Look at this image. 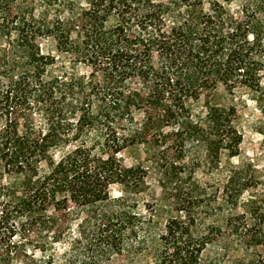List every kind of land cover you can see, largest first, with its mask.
Here are the masks:
<instances>
[{
  "label": "trees",
  "instance_id": "1",
  "mask_svg": "<svg viewBox=\"0 0 264 264\" xmlns=\"http://www.w3.org/2000/svg\"><path fill=\"white\" fill-rule=\"evenodd\" d=\"M64 59L89 71L47 78ZM263 70L264 0H0V264H264V202L238 173L203 231L137 206L151 168L181 185L234 156Z\"/></svg>",
  "mask_w": 264,
  "mask_h": 264
},
{
  "label": "rangeland",
  "instance_id": "2",
  "mask_svg": "<svg viewBox=\"0 0 264 264\" xmlns=\"http://www.w3.org/2000/svg\"><path fill=\"white\" fill-rule=\"evenodd\" d=\"M42 49L45 53L57 55L52 40L43 41ZM74 68L80 73L89 71L84 65L73 66L69 59H64L61 64L54 65L48 70L47 78L57 76L61 71L71 72ZM260 80L261 84H264V70ZM237 105L236 126L240 132L241 141L234 156L230 157L227 152H223L219 171L208 172L205 169H196L192 179L189 178V174L181 176L185 180V183L181 185L177 180L179 176L175 174L162 176L160 171L151 168L147 178L148 185L137 197L139 213L152 217L162 224L169 218L186 217L187 213H190L191 216L206 224L204 226L201 223L198 227V231H203L217 220L215 214H217L218 206L215 203V197L232 171L238 173L239 177L248 183L242 201L257 198L264 202V112L255 100L247 95H238ZM122 157L128 165L135 163V156L130 152H126ZM141 158L146 161L144 163H147L149 159L144 153ZM188 163L189 160H187ZM147 165L150 166V164ZM111 194L113 197H120L121 189L113 187ZM229 210V207H225L226 212ZM243 211L242 202H240L235 212L240 214ZM161 230L163 228L159 226L156 233H161ZM56 251H64V246H57ZM123 263L121 259L115 258L110 264Z\"/></svg>",
  "mask_w": 264,
  "mask_h": 264
}]
</instances>
